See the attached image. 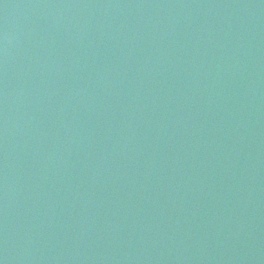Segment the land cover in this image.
Here are the masks:
<instances>
[{
  "label": "water",
  "instance_id": "water-1",
  "mask_svg": "<svg viewBox=\"0 0 264 264\" xmlns=\"http://www.w3.org/2000/svg\"><path fill=\"white\" fill-rule=\"evenodd\" d=\"M0 264H264V0H0Z\"/></svg>",
  "mask_w": 264,
  "mask_h": 264
}]
</instances>
